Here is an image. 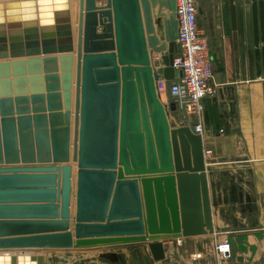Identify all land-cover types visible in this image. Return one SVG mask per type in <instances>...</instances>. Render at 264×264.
<instances>
[{"label":"water","instance_id":"1","mask_svg":"<svg viewBox=\"0 0 264 264\" xmlns=\"http://www.w3.org/2000/svg\"><path fill=\"white\" fill-rule=\"evenodd\" d=\"M0 0V264L216 233L213 164L173 126L176 0ZM50 255V254H49Z\"/></svg>","mask_w":264,"mask_h":264},{"label":"crops","instance_id":"2","mask_svg":"<svg viewBox=\"0 0 264 264\" xmlns=\"http://www.w3.org/2000/svg\"><path fill=\"white\" fill-rule=\"evenodd\" d=\"M197 3L199 26L213 59L212 85L219 92L203 101L200 117L187 116L185 123L201 127L205 150L212 151L208 162L214 166L221 202L214 235L183 239L176 248L183 254L179 263L168 243L167 260L155 264H264V0ZM71 8L78 14V0ZM179 51L177 43L176 55ZM170 102L177 103L174 98ZM225 233L231 251L217 261L215 243ZM139 249L151 257L148 248ZM190 253H202L204 258L190 261Z\"/></svg>","mask_w":264,"mask_h":264},{"label":"built area","instance_id":"3","mask_svg":"<svg viewBox=\"0 0 264 264\" xmlns=\"http://www.w3.org/2000/svg\"><path fill=\"white\" fill-rule=\"evenodd\" d=\"M176 4L179 24L177 43L180 50L173 63L176 77L171 82L160 79L157 90L162 100L165 97L176 99L177 105L186 111L187 116L200 117L204 112L203 101L216 97L219 92L217 86L212 85L214 70L210 44L199 26L197 0H176ZM196 129L201 131L200 126ZM211 154L212 151L205 150L207 161ZM169 242L165 243L166 247ZM174 242L178 246L183 244L182 240ZM229 249L228 239L223 237L215 243L213 257L220 261L222 255L228 254ZM199 258L202 257L198 255Z\"/></svg>","mask_w":264,"mask_h":264},{"label":"rangeland","instance_id":"4","mask_svg":"<svg viewBox=\"0 0 264 264\" xmlns=\"http://www.w3.org/2000/svg\"><path fill=\"white\" fill-rule=\"evenodd\" d=\"M199 2V1H198ZM168 98L165 97L163 102H167ZM175 103V102H170ZM177 104V103H176ZM187 117L186 111L180 107H178V112L173 113L171 116V123L173 126H181V125H187L185 123V118ZM213 154H211L212 158ZM210 158V159H211ZM209 164H212L211 161L208 162ZM226 211V208H225ZM226 232V231H225ZM224 235V234H223ZM219 235L217 236L218 239H222L223 237H227L228 242L230 244L231 251V243L230 239L227 233H225V236ZM172 242V243H170ZM171 244V254L175 261V263H179L180 256L183 255L179 253V250L176 249L178 244L174 241H170ZM140 247L135 248H122L120 250H117V252H106V250H100V251H91V252H65V253H49L47 256L48 264H155V261L153 260L152 256L150 257L149 254L143 252V250L139 249ZM179 248V246H178ZM168 251V249H167ZM198 255H200L202 258H199L200 260L204 258V255L198 254V253H190L189 254V260L190 261H197ZM227 255H222V260L226 259ZM216 260V258H215ZM220 260V261H222ZM218 261V260H217ZM165 262V261H164ZM163 263V262H160Z\"/></svg>","mask_w":264,"mask_h":264},{"label":"bare ground","instance_id":"5","mask_svg":"<svg viewBox=\"0 0 264 264\" xmlns=\"http://www.w3.org/2000/svg\"><path fill=\"white\" fill-rule=\"evenodd\" d=\"M4 1H11V0H4Z\"/></svg>","mask_w":264,"mask_h":264},{"label":"flooded vegetation","instance_id":"6","mask_svg":"<svg viewBox=\"0 0 264 264\" xmlns=\"http://www.w3.org/2000/svg\"><path fill=\"white\" fill-rule=\"evenodd\" d=\"M176 112H178V110H177ZM176 112H175V113H176Z\"/></svg>","mask_w":264,"mask_h":264}]
</instances>
